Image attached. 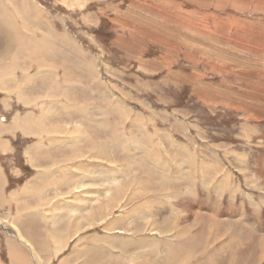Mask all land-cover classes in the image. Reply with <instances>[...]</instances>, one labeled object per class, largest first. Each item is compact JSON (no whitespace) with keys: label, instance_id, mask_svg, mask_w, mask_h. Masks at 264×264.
I'll return each mask as SVG.
<instances>
[{"label":"rangeland","instance_id":"rangeland-1","mask_svg":"<svg viewBox=\"0 0 264 264\" xmlns=\"http://www.w3.org/2000/svg\"><path fill=\"white\" fill-rule=\"evenodd\" d=\"M25 1L0 0V224L40 223L32 264H264V0Z\"/></svg>","mask_w":264,"mask_h":264},{"label":"crops","instance_id":"crops-1","mask_svg":"<svg viewBox=\"0 0 264 264\" xmlns=\"http://www.w3.org/2000/svg\"><path fill=\"white\" fill-rule=\"evenodd\" d=\"M24 6H27L25 0H24ZM25 10H26V7H25ZM39 13H40V9H39ZM40 17H41V13H40ZM21 24L24 26V23H21ZM25 29H26V27H25ZM24 34H26V31L24 32ZM47 43H49V42H47ZM45 48H47V49L48 48H52V46L49 47V46H46V44H45ZM42 65L45 66L44 64H42ZM16 66H17V64L15 63L14 68H16ZM28 68H30V65L28 66ZM53 68H55V67L53 65H51V69L52 70H54ZM30 71H31V68H30V70L28 72L29 73V76L31 77V72ZM46 73H48V72H46ZM13 75H14V70H12L11 72H4L1 75V78L5 79V81H8V80H11V78L13 77ZM24 76L27 78L26 75H24ZM37 78H38V76H37V73H36L35 74V78L32 79V81L33 80H36ZM0 83H3V82H0ZM15 98L17 99V97H15ZM9 155H10L9 152H8V154H2L1 151H0V156L1 157H6V159H8ZM24 159L26 160L25 162L27 163L28 168L30 170H32V171H34V170L36 171L35 165L38 163V160L34 159V157H32V160L30 162L28 161L27 157H24ZM2 161H6V160L0 159V170H1L2 174L5 175V171H4V168H3V165H2ZM60 172H62V170H60ZM21 174L22 173H21V171L19 169L14 168V171L13 172L10 171V175H8V173L6 172V175L3 176V177L6 178L5 179L6 180L5 184H3V194H4L5 198H6V196L9 197L13 191H16V190H12V189L9 190V191H7V189H8V187H9L10 184L16 185V181H17V179H19V176ZM0 178L2 179V177H0ZM1 179H0V183H1ZM11 180H13V183H11ZM1 184H0V186H2ZM53 190H55V189H53ZM55 192L57 193L56 190H55ZM21 200L22 199H20L19 202H17L18 205H19V203H22ZM9 204L10 205H6L5 204L2 207H0V211L1 210H3V211H6V210L7 211H13V210L16 211V204H15V202L14 203L13 202H10ZM28 216H29L28 218H26V217H24V218L19 217V218L12 219L14 226L12 225L11 219H8V224H5V223L0 224V225H3V228H4L3 230H0V248H3V252L4 251L6 252V257L9 255V259H13V258H10V257H12L11 255L13 253H15V252L16 253L17 252L19 253L18 255L16 253L15 254L18 256V258H20V261H18L19 259L17 258V260H15V261L13 260L11 262L12 264H22V262H23L22 260H24V257H25V252L27 253V251L30 252V256H33L34 258L36 257V259H39L36 254H35V256L32 255L31 250H30V247L28 246V244L24 240H22L21 234L23 235L24 238H26V239L28 238V240L31 241L32 243L33 242H38L39 239H37V235L41 234L40 231H35L34 230L35 227H40V223L34 225L33 222H32V220H28V219H30V215H28ZM14 217H15V215H14ZM12 226L13 227H17L18 230H15V228H12ZM27 227H30L31 229L28 230ZM40 239H41V237H40ZM1 242L3 243V246H2V243ZM7 244L9 245V247H10V245H12L13 246V247L11 246L12 249H9V247H7ZM13 250H14V252H13ZM9 259H8V263L11 264L9 262L11 260H9ZM53 259H54V257H53ZM196 262H198V261L196 260ZM36 264H40L38 262V260L36 261Z\"/></svg>","mask_w":264,"mask_h":264},{"label":"bare ground","instance_id":"bare-ground-1","mask_svg":"<svg viewBox=\"0 0 264 264\" xmlns=\"http://www.w3.org/2000/svg\"><path fill=\"white\" fill-rule=\"evenodd\" d=\"M77 1H81V0H76V2ZM83 1H85V2H88L89 0H83ZM254 4V3H253ZM3 11V10H2ZM27 11V10H26ZM12 21V20H11ZM10 20H9V18L5 21V22H2L1 20H0V34H2V33H7L8 35L12 32V31H14L15 29H18L19 30V28L17 27V25L16 24H14L13 22H11ZM23 26V25H22ZM24 27V26H23ZM36 34V33H35ZM37 35V34H36ZM59 36V35H58ZM69 37V36H68ZM63 38H65L64 36H63V34L61 35V39L63 40ZM40 40L41 41H45L46 40V37L45 36H42V37H40ZM8 42H10V44H9V46H10V48H11V50H14V49H17V50H21L22 48H24V44H29V43H31L32 41H33V39L32 38H26L25 40H23V39H21V38H13V39H9V40H7ZM260 48V47H259ZM264 49V48H263ZM41 50H42V48H41ZM32 51V50H31ZM34 51H36V53H37V50L36 49H34ZM35 53V54H36ZM33 54V53H32ZM31 54V55H32ZM43 62V61H42ZM37 64L39 65V66H41L42 64H41V60H38V62H37ZM14 65H15V63L13 64V63H11L10 61H8V60H6L5 59V57H1L0 58V82H4L5 81V79H3V78H1V75L4 73V72H11L12 70H13V68H14ZM12 68V69H11ZM12 89H14V88H7V91H8V93L9 94H12V93H17L18 92V89H14V90H12ZM20 98V96L18 95L17 96V99H19ZM39 98V97H38ZM44 98V97H43ZM38 99H36V100H34V102H33V105L34 106H36L37 105V101ZM22 103L23 104H25L26 102V99L25 98H23L22 97ZM32 100H29V102H31ZM28 103V102H27ZM22 104V105H23ZM36 123H37V121H35ZM63 125V124H62ZM69 126V125H68ZM31 127H32V125H31ZM59 127V125L57 126V133H60V132H62V131H64V130H59L60 128H58ZM66 128V129H68V127H67V125H63V128ZM6 129V127L4 128V126L2 127L1 126V128H0V132L2 131V130H5ZM62 129V128H61ZM51 130H53L52 132L53 133H55V128H51ZM5 147V146H4ZM7 147V146H6ZM7 150V149H6ZM192 164V163H191ZM51 169H47L46 171H44V172H48V171H50ZM41 174H43L41 171H39ZM44 175V174H43ZM0 177H2V179H1V185L2 186H0V207L4 204V203H9V202H6L5 201V197H4V194H3V184H5V182H6V180L4 179V177L2 176V174H1V172H0ZM17 205V204H16ZM40 205H43V203L42 204H39L38 206H40ZM18 207H20L19 205H18ZM17 207V208H18ZM23 206H21L20 208H22ZM33 206H31V207H25V209L26 210H24V213H27V212H29L30 211V209L32 208ZM209 209V208H208ZM19 212V211H18ZM211 212V211H210ZM22 213V212H21ZM18 215H21V214H18ZM213 215H215V214H213ZM216 215H218V214H216ZM222 216V215H221ZM168 222V221H167ZM253 222V221H252ZM80 225H81V221H80V223L77 225L79 228H80ZM208 226V228H209V231H210V233H213V232H217L218 230H217V228L216 227H214V226H212V225H207ZM194 228V227H193ZM251 230V229H250ZM69 231V230H68ZM252 231V230H251ZM163 232V231H162ZM69 233V232H68ZM226 234L227 233H229V231L226 229V232H225ZM252 233H253V231H252ZM255 233V232H254ZM164 235H166L165 233H164ZM228 235V234H227ZM22 236V240H24L25 241V238L23 237V235H21ZM226 235H224L223 234V237H225ZM68 237L69 236H67L66 235V239H68ZM73 237V236H72ZM196 238V237H195ZM211 238V237H210ZM21 239V238H20ZM212 239V241L213 240H215V238L214 237H212L211 238ZM26 242V241H25ZM209 242V241H208ZM27 243V242H26ZM13 244V243H12ZM28 244V243H27ZM209 245H210V242L208 243ZM260 244H261V246H262V252L264 251V239L263 240H261V242H260ZM12 245H10V247H11ZM165 245H163V247H164ZM7 247H9V245L7 244ZM9 247V249H12V247L10 248ZM207 247L208 248H210L211 246H208L207 245ZM166 249V248H165ZM164 249V250H165ZM169 248H167L166 250H167V252H168V256H167V259H171V257H173V256H175L174 254H173V249L172 248H170L169 250H168ZM13 252H14V250H13ZM12 252V253H13ZM140 252H142V250L140 251ZM11 253V252H10ZM16 253V252H15ZM15 253H13L11 256L12 257H10V258H13V259H9V255H8V259L9 260H11V261H9L10 263L14 260H17V258H18V254L16 255ZM26 253V252H25ZM146 253V252H145ZM149 253V252H148ZM191 253H193L194 255H198L197 254V252H196V247L194 246L193 248H192V251H191ZM153 253H149V255H152ZM163 254H164V252H163ZM199 257H194V258H197L196 260H199L200 258H202V254H200V255H198ZM159 257V256H158ZM140 258V256L138 257V255H135V256H133L132 255V257H131V259L136 263V264H139L140 262H141V260L139 259ZM160 258H161V256H160ZM19 260L18 261H20V258H18ZM187 258H185V260H186ZM185 260H184V263H185ZM23 262H22V264H32V262H30L31 260H29V258L26 256V254H25V257H24V260H22ZM190 261V260H189ZM174 262L175 261H168V263L167 264H174ZM191 262H188V264H190ZM209 264H213L214 263V261H209L208 262ZM1 264V263H0ZM12 264V263H11ZM44 264V263H43ZM45 264H49L48 262H45ZM122 264H124V263H122Z\"/></svg>","mask_w":264,"mask_h":264}]
</instances>
